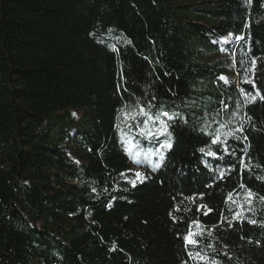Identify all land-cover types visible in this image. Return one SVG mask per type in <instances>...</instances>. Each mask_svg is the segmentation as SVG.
Returning <instances> with one entry per match:
<instances>
[{"label":"trees","instance_id":"1","mask_svg":"<svg viewBox=\"0 0 264 264\" xmlns=\"http://www.w3.org/2000/svg\"><path fill=\"white\" fill-rule=\"evenodd\" d=\"M246 78L264 94V0H0V264H197L190 229L218 264H264V100L245 103ZM142 105L175 117L173 145L133 186L123 141L165 139L125 121Z\"/></svg>","mask_w":264,"mask_h":264},{"label":"snow or ice","instance_id":"2","mask_svg":"<svg viewBox=\"0 0 264 264\" xmlns=\"http://www.w3.org/2000/svg\"><path fill=\"white\" fill-rule=\"evenodd\" d=\"M245 3L250 5L251 4V0H245ZM238 39H243V37H238ZM130 43V41H129ZM113 48H115V46H113ZM253 66L248 69L249 72L252 73L253 77L255 76V61L252 62ZM221 79H224L225 82L227 83V79L225 77H221ZM246 84H250L252 86V88L256 89L255 94L253 95L252 93H244V90L241 89L242 94H244L246 96L245 99V103H252L256 100L257 97H259L261 100H264V94L260 93V90L256 88V83L254 79H248L246 78L244 81ZM262 86H264V82H262ZM121 111L123 112V109H121ZM178 115V114H177ZM137 117H143L142 120L137 119ZM162 117H168V120L163 119ZM124 119L125 121H129L132 120L135 122V127L138 129V134L142 137H146L148 139H156L159 140V138L161 136H164L165 139L163 140V142L160 143V150H170L172 148L173 145V132H172V128H173V123H169V121H174L175 117L174 116H169V114L167 112H164L162 115L159 113H152L150 108L145 107V106H140L138 109H135L132 113H124ZM119 127V125L117 126ZM129 128H132L133 125L130 123L128 125ZM221 128H226L227 124H221L220 125ZM243 130V126L241 125V127L239 129H236V131H242ZM122 131V135L123 130ZM214 135V138L211 140V144L213 145H217L220 144L221 146V150L225 153H228V146H227V140H222L221 139V134L219 131H217ZM224 137H229L231 136L232 138H234L235 140H240L241 137L237 136L235 134L234 131H228L223 133ZM244 140H247V137H243ZM126 144L129 145L128 147V151L130 153V155H134L135 162L136 163H140L141 161L138 159L139 155H140V151H135V153H133V149H139V143L133 142V138H129L126 141H123ZM200 152L204 153L205 152V148H200L199 149ZM245 155H247V147L243 150ZM207 155L209 156H213L216 157L217 156V152L216 151H211L209 150L207 153ZM232 155H234L235 153L232 152L230 153ZM222 158V157H219ZM165 159L164 156V152L160 151L159 152V161L163 162ZM240 164L244 167H247V165L245 164V161L243 158L240 159ZM156 167H159V163L153 165V169L155 170ZM124 175V174H122ZM136 179H132L129 182L135 186L137 180H140L141 182L144 179V176L137 172L135 173ZM241 187L245 188V203H247L249 205V208L251 207V202L257 198V193L253 192L251 189L247 188L245 185H241ZM261 201H264V196H259L258 197ZM229 200H232V195L229 194L228 197ZM243 204L240 205L241 208H243ZM201 207H207L206 205H201ZM179 210V209H177ZM210 211V209H209ZM205 215H207V213H205ZM237 219L241 218V213H237L236 214ZM241 222H243V220H241ZM195 223V222H194ZM248 223L251 224H256L257 221L252 220V219H248ZM262 227H264V225H261ZM203 235L202 233H193L191 231V229L189 230L188 234L184 237L186 245L190 244L192 245L193 248H196L197 250L195 252H189L188 255L190 257V259H192L193 261H196L197 264H199V262H203V264H218L217 261L212 260L210 257H208L205 253L202 252V250H200V241L197 239V236H201ZM209 235H211V233H209ZM208 247H212V245H208Z\"/></svg>","mask_w":264,"mask_h":264},{"label":"rangeland","instance_id":"3","mask_svg":"<svg viewBox=\"0 0 264 264\" xmlns=\"http://www.w3.org/2000/svg\"><path fill=\"white\" fill-rule=\"evenodd\" d=\"M226 41L228 42V43H234V40H233V38L232 37H229L228 39H226ZM235 80H236V83H238V75H237V77L235 78ZM229 81H232V79H229ZM77 115H81L80 113H78L77 112ZM235 117V116H234ZM234 117L232 118V122L231 121H226L225 122V124H227V127L226 128H229L230 130H233L231 127H232V124H234V121H235V119H234ZM234 119V120H233ZM133 128V127H132ZM225 128V129H226ZM223 130V128L221 129V131ZM224 133V132H223ZM221 135H222V132H221ZM161 138V137H160ZM135 151H140V155H139V157H138V159L141 161L140 163H136L135 162V157H134V155H131V158H132V161H131V166H132V168H131V170H130V172H129V174H130V176H129V180H132V179H136V176H135V173H137V172H139V173H141L143 176H144V179H143V181L145 180V174L143 173V171L142 170H145V169H140L141 167H143V166H145V164L147 165V164H149V165H151V162L154 160L153 159V156H159V155H157V154H159V152L160 151H163V150H160V146L158 147V149H157V151L154 153V152H148V151H145V150H143L142 148H140L139 147V149H133V153H135ZM142 181V182H143ZM138 183H141V181L140 180H137V182H136V184H138ZM251 204H252V202H251ZM246 205L247 206H249L247 203H246Z\"/></svg>","mask_w":264,"mask_h":264},{"label":"bare ground","instance_id":"4","mask_svg":"<svg viewBox=\"0 0 264 264\" xmlns=\"http://www.w3.org/2000/svg\"><path fill=\"white\" fill-rule=\"evenodd\" d=\"M143 171V173H144V170H142Z\"/></svg>","mask_w":264,"mask_h":264}]
</instances>
